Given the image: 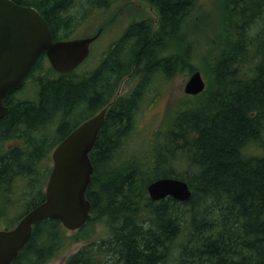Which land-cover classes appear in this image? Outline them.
Instances as JSON below:
<instances>
[{
	"label": "trees",
	"instance_id": "1",
	"mask_svg": "<svg viewBox=\"0 0 264 264\" xmlns=\"http://www.w3.org/2000/svg\"><path fill=\"white\" fill-rule=\"evenodd\" d=\"M13 1L36 8L56 40L69 38L92 9L114 0ZM143 1L157 18L131 21L90 71L49 68L54 76L41 74L40 55L23 82L37 73L32 97H16L18 90L6 96L0 201L7 206L23 181L20 194L28 195L20 217L44 199L50 170L41 161L111 101L88 154L92 216L70 234L58 219L39 221L11 264H44L85 238L84 229L95 219H102L112 236L83 245L63 264H264V0H239L232 9L224 21L228 32L217 40L206 72L213 81L208 94L185 100L170 115L168 128L153 134L146 152L123 147L147 89L178 71L197 69L188 60L190 44L180 46L176 39L194 0ZM171 44L176 51L163 54ZM137 74L141 81L132 91L115 96L120 81ZM256 144L263 152L251 155L247 148ZM164 176L186 180L190 198L151 200L146 184Z\"/></svg>",
	"mask_w": 264,
	"mask_h": 264
},
{
	"label": "water",
	"instance_id": "2",
	"mask_svg": "<svg viewBox=\"0 0 264 264\" xmlns=\"http://www.w3.org/2000/svg\"><path fill=\"white\" fill-rule=\"evenodd\" d=\"M101 29V28H100ZM54 39L42 15L30 5L0 0V117L6 96L22 86L34 61L42 54L58 73L73 71L88 55L98 36ZM205 88L199 70L184 83L183 92L196 95ZM107 105L73 128L51 151L52 166L44 187V199L23 214L11 228L0 229V264H11L31 235L32 227L47 218L58 219L69 230L81 227L90 217L86 190L93 166L89 152L103 123ZM146 190L151 200L167 196L186 201L191 189L178 177H158Z\"/></svg>",
	"mask_w": 264,
	"mask_h": 264
},
{
	"label": "rangeland",
	"instance_id": "3",
	"mask_svg": "<svg viewBox=\"0 0 264 264\" xmlns=\"http://www.w3.org/2000/svg\"><path fill=\"white\" fill-rule=\"evenodd\" d=\"M239 2V0H194L190 11H188L182 20L179 31L177 32L176 39L180 46H183L182 44H190V59L188 60L194 65L193 67L195 69L200 71L205 81V89L200 94L202 98L208 94L210 83L212 87L213 81L212 79L208 80L206 72L210 71L209 65L217 53V40L225 30L228 32L226 29L228 26L224 21L231 15L232 9L240 4ZM262 14L261 18H264V11ZM144 17H150L155 20L157 13L154 8L147 5L143 0H114L106 7L92 9L86 19L79 22L72 29V33L69 36L70 38L89 37L101 28L99 35L90 44L87 58L78 66L77 73L83 74L94 68L100 62V59L111 43L115 42L121 36L128 24L131 21L140 20ZM175 51V46L171 44L162 53L170 54ZM43 59L39 69L40 73L54 76L55 73L48 72L49 68H51L49 62L45 57ZM34 73L27 79L20 90H15L17 91L14 94L16 97H32L34 90L33 81L35 74H37ZM190 74L191 72L185 69L176 72L168 80L151 83V88L149 87L147 89L146 98L138 109L134 123L135 128H133L130 136L126 138L123 148L127 146L129 151H148V142L153 134L157 130L168 128L170 115L181 108L185 100L195 99L191 98L195 95H189L183 92L184 83ZM140 81V74L125 76L120 81L115 96L128 95ZM262 137L264 139V131ZM263 139L262 141H264ZM258 146L260 147V145H253L247 148V152L249 151L248 153H255L257 155L262 154V149ZM40 165L48 167L50 170L52 166L51 151L41 161ZM143 177L139 178L140 182L144 184V181L146 182L148 178L145 175ZM23 186V181H20L18 186L16 188L14 187V193L10 195L11 200L8 201L7 206H5V202L0 201V228L12 227L18 221L20 217L18 214L21 213L23 203L28 195L26 192L20 194L22 189L25 190ZM15 215L17 216L15 217ZM62 228L68 234L76 232V230H69L63 226ZM83 233L87 234L85 238H81L79 241L70 244L58 255L46 260L44 264H63L70 254L83 245L106 240L112 236L109 226L102 219L93 220L92 223L86 226ZM176 250L177 247L174 246L172 248V254Z\"/></svg>",
	"mask_w": 264,
	"mask_h": 264
},
{
	"label": "bare ground",
	"instance_id": "4",
	"mask_svg": "<svg viewBox=\"0 0 264 264\" xmlns=\"http://www.w3.org/2000/svg\"><path fill=\"white\" fill-rule=\"evenodd\" d=\"M47 64H48V63H47ZM47 64H46V65H47ZM30 68H31V67H30ZM68 73H69V72H68ZM25 81H26V80H25ZM113 99H114V98H113ZM110 102H111V101H110ZM110 102H109V103H110ZM261 138H263V137L261 136ZM259 139H260V137H259ZM261 140H262V139H261ZM263 140H264V139H263ZM256 142H257V141H256ZM256 142H255V143H256ZM263 144H264V143H263ZM256 145H257V144H256ZM258 147H259V146H258ZM259 148H260V147H259ZM260 152H261V151H260ZM262 152H263V151H262ZM253 154H255V153H252L251 155H253ZM255 155H256V154H255Z\"/></svg>",
	"mask_w": 264,
	"mask_h": 264
}]
</instances>
